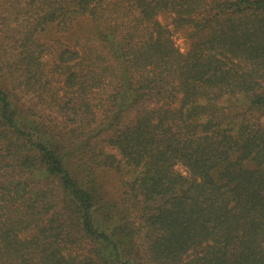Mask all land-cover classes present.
Listing matches in <instances>:
<instances>
[{"label":"trees","instance_id":"trees-1","mask_svg":"<svg viewBox=\"0 0 264 264\" xmlns=\"http://www.w3.org/2000/svg\"><path fill=\"white\" fill-rule=\"evenodd\" d=\"M0 264H264V0H0Z\"/></svg>","mask_w":264,"mask_h":264},{"label":"rangeland","instance_id":"rangeland-1","mask_svg":"<svg viewBox=\"0 0 264 264\" xmlns=\"http://www.w3.org/2000/svg\"><path fill=\"white\" fill-rule=\"evenodd\" d=\"M159 19L163 25L167 26L169 29H172V18L170 17V15L164 14ZM173 39L180 52L185 53L188 50L189 42L182 33L173 32ZM66 41L68 40H65V42ZM43 71L45 75L49 77V78L47 77L48 80L46 81H48V85L49 84L50 85L47 86L48 88L50 87L52 88L50 94L55 95L54 99L59 98L62 101L73 99V102H75L74 97L78 95L76 94V91L78 89L77 88L73 89V87L70 88L66 86L64 83V79L67 78L70 72H73L80 76V77L75 76L76 83L79 84L80 80H81L80 81L81 84L84 82L85 78L83 76L86 74L87 68L85 66V62L83 58H80L72 63H65L59 67L57 64L55 54L50 53L47 54L45 57ZM81 86H83V91L82 94L79 95L82 99H87V100L93 99L96 97V95L99 92H101V89L98 91L99 87L90 88L88 86H84L83 84ZM28 98H29V102L31 101V103L32 102L34 103L36 101V98L35 100L33 99V97L32 98L28 97ZM37 109L40 110L42 115H44L49 122L54 124L56 123L59 126V128H57L58 130L65 132L63 130V124H62L64 122L65 117H63V113H59L56 103L51 101V98H48L47 101L46 100L43 102L41 101L40 104L37 106ZM176 170L186 174L185 168L183 166L180 165L176 166ZM102 179H106L107 185L109 184V187L112 190L114 197H116L118 194V188H117L118 177L116 176V174L113 172H109V174L103 176Z\"/></svg>","mask_w":264,"mask_h":264}]
</instances>
